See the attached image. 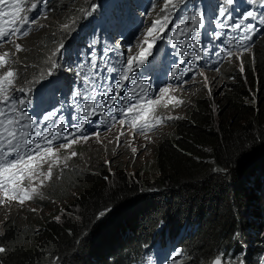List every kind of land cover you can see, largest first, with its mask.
<instances>
[{
	"label": "trees",
	"instance_id": "1",
	"mask_svg": "<svg viewBox=\"0 0 264 264\" xmlns=\"http://www.w3.org/2000/svg\"><path fill=\"white\" fill-rule=\"evenodd\" d=\"M85 4L52 0L44 26L32 33L38 41L31 49L23 45L26 38L15 42L28 52L14 58L20 74L16 84L24 85L45 69L50 47L69 42L64 25L72 24ZM251 48L250 69L258 74L257 87L264 89V35ZM223 70L215 76L230 75ZM245 97L228 96L232 108L221 113L222 120L204 97H196L184 117L175 119L165 135L159 133L149 165L156 164L152 180L138 175L140 167L132 175L129 165H99L50 189L53 200L74 205L69 216L56 220L31 210L6 217L0 264H123L147 246L151 224L158 221V230L165 221L182 218L199 223L183 242L193 264H214L221 250V264L243 254L250 264L264 230V111L244 105ZM239 244L244 252L237 250Z\"/></svg>",
	"mask_w": 264,
	"mask_h": 264
},
{
	"label": "snow or ice",
	"instance_id": "2",
	"mask_svg": "<svg viewBox=\"0 0 264 264\" xmlns=\"http://www.w3.org/2000/svg\"><path fill=\"white\" fill-rule=\"evenodd\" d=\"M181 2L182 0H176V2L164 0L163 7L160 8V13H163V15L160 16L158 14V18L152 21L151 26L146 27V33L141 34L144 36L143 43L147 44V48L141 47L138 52H135V46L130 45L127 47V53L119 45L116 48L105 49V51L113 52L115 59L112 57L105 59L101 56L104 73H107V75L99 72L101 64L92 63L93 68L97 69V76L93 77V79H96L99 84V88L93 89L97 93L96 96L81 97L79 94H74V99H83L84 101L83 104L78 105L83 115L74 116L68 124H57L56 128L51 132L36 127V125L41 123V120L37 118L33 121L27 111L18 107V105L25 106L28 101L17 99L16 93L27 95L31 89L29 88L26 91L24 87L14 88L13 78L16 76L14 70L9 69L0 76V193L3 194V197L7 198L8 201H18L23 205L26 201H30L33 198V195L38 191V187H42L46 181L51 179L55 164L64 163V161L77 155L73 151L70 156L61 159L57 155L59 149L54 151V142L65 141L59 143L60 149H68L81 140L87 142L91 138L88 130L90 127L95 128V135L98 139L101 127L109 126L108 121H111L113 125L118 122L122 128L125 124H130L133 133L138 132L141 135H145L165 120L173 119L172 116H156V108L159 106L160 101L168 95L170 89L174 92L177 88H183V85L187 83L184 79L185 74L198 68L199 62L204 60V56L207 54L206 50L202 46L197 47L196 43L199 32L197 22L202 25V13H192L188 21H185V27L180 32H173L174 37L184 36L189 33L193 37L189 41L193 51H190L188 56L179 54L178 60L173 62L174 66L170 67L171 75L166 76V79L178 81L177 87L166 84L163 87H159L158 93H156L152 92L144 81H141L136 86L139 88V92H137L136 88L128 87L126 82L136 75L135 70L145 63L148 56L153 54L152 49L156 41L164 40L166 38V30L171 31L168 26L173 23V18ZM247 2L252 4L255 0H247ZM22 3L23 0H11V3H9V0H0V16L11 15L16 19L10 20L9 23L13 25L18 23V26L10 30L0 29V44L9 43L10 37L20 38L27 36L29 34L28 29L38 24L37 17L40 15L37 11L38 8L46 6L47 0H39V3H32L31 7H24ZM158 3L159 0H152V8L155 9ZM234 3L235 0H222V4L218 8V15L221 20L217 27L222 30L225 28L236 30L241 35L239 38L233 37L231 41L226 42L228 51H225L224 48L218 50L221 56L231 57L233 55L231 48L234 43L242 52L247 51L253 40L251 33L255 32V25L250 21L258 19L257 14L254 11H246L241 13L240 18H234L230 14L231 9L229 7ZM5 8L10 9V11H5ZM34 12L37 13L36 16L32 15ZM87 14V12H84V15ZM146 15H150V13H146ZM44 18L46 19L47 17L45 16ZM72 23L74 24L75 21ZM189 23L191 24L190 27L188 26ZM64 28L68 29L69 25L65 24ZM224 35L226 33L222 31L216 33L214 38L221 39ZM149 37L151 38L150 40L148 39ZM11 42L15 43L14 40ZM179 46L183 48V44ZM63 47L64 44L60 43L51 53L49 57L51 65L48 68V76H51L52 71L57 68L56 57L61 54ZM15 51H22V46L16 43ZM8 55L7 51L0 55V68L5 66V57ZM188 57L191 59L189 60ZM241 71H243V66H241ZM77 75H81V73ZM109 80L112 83H107ZM105 84H107V88L104 87ZM9 89H12L11 94H9ZM121 89H123V92H121ZM169 99L174 101L173 107L182 103L175 97H170ZM89 101L92 103L89 104ZM96 105L101 106V111L96 110ZM164 106L167 107L168 105L165 104ZM87 109H91V111ZM105 109L111 113H118L122 119H118L116 115H110L105 117L103 125L98 124L97 119L103 116V110ZM13 113L15 114L14 116L12 115ZM133 113L135 115L129 121L128 116ZM53 115L55 114L51 112L44 114L43 122L51 120ZM30 127L31 131H29ZM61 127L65 129L64 133L55 134L56 130ZM123 134L121 132L117 136V143H119L120 136ZM132 151L135 152L136 149L133 148ZM45 165H47V173L43 171ZM26 181L27 187H25ZM37 181L38 185L35 183ZM0 203H3V201L0 200ZM99 215L103 216L104 212ZM4 251L5 248L0 247V253ZM56 259L58 260V258ZM221 259L222 257L217 255L214 264H221ZM226 259L231 260V258Z\"/></svg>",
	"mask_w": 264,
	"mask_h": 264
},
{
	"label": "rangeland",
	"instance_id": "3",
	"mask_svg": "<svg viewBox=\"0 0 264 264\" xmlns=\"http://www.w3.org/2000/svg\"><path fill=\"white\" fill-rule=\"evenodd\" d=\"M216 2V0H182L178 6H188L193 8L196 12H201L205 8H212ZM174 25L177 26V28H180V30L172 29L171 31H168L167 33L171 36H173V32H180L185 27V24L182 22ZM188 26L190 27L191 25ZM29 31L30 32L26 36V41L23 45L27 46L28 44L29 49H31L33 44L38 40L34 39L33 37L35 36L32 35L36 30L30 29ZM187 35L188 34H185L184 36H176L175 38L185 39ZM9 47L10 48L2 47L0 49V54H4L6 51L10 54L8 56L10 59H7L5 66L1 68L0 76L9 69H12L16 73L14 78H17L20 74L17 69V64L13 62V60L18 52L15 51V45H9ZM251 49L252 48L244 54L242 53V55L245 56H241V53L235 54L226 62V64L221 66L224 67L222 73L230 74L228 76L223 74L215 76V74H212V71H208L207 68H200L197 70L198 75L196 76L195 74L189 78L187 83L183 85V88H177L174 92L170 89L168 95L165 96L168 102L166 104L168 106H163L160 109L158 116L167 117L164 115L165 113L172 116L173 119L166 120H171V122L168 125L160 127L156 133L145 136L139 134L136 136L126 127L122 128L120 124H117L110 131L99 133L98 139L94 134L90 136L91 138L87 142L81 140L68 149H60L59 147L55 148L54 151L59 149L57 155H59L61 159L70 156L73 151H75L77 155L64 161V163L55 164L53 166L51 179L46 181L42 187H38V191L33 195V198L30 201H26L23 205L18 201H8L7 198L0 194V200L3 201V203H0V224L8 216L14 217L16 215L19 216L20 214L25 216L28 215V212L32 213L31 210L38 212L39 217H52L56 220L61 217H66V215L69 216V209H74V205L68 201L53 200V194L51 193L50 188L52 186H65L68 181L73 178L76 179V175L79 172L92 171V169L99 165L111 166V168H115L116 164L123 168L129 165V173L132 175H136V168L140 167V173L138 175H142L144 179L152 180L155 175L156 164H154L151 169L149 168V165L152 163L154 154L153 148L157 141V137L160 134L161 136L165 135L169 131V127H172L170 125L175 119L186 115V112L194 103L196 97H204L210 106L211 112L219 120H222L221 113H224L226 110L230 111L232 108L228 96L236 93L246 96L242 101L244 105L250 106L253 109L258 108V111H264V89L257 87L258 85L256 82L259 78L258 74L250 69L251 61L249 58L251 57ZM27 54L28 52L24 50L19 52V56L22 59ZM37 56L38 55L35 57ZM68 66L70 69L67 68V76L73 72L72 68L75 67L77 70L79 69L78 66ZM218 66L214 68L216 73ZM241 66H243V71H241ZM201 73H203V75H201ZM172 87H177V85ZM9 90L12 92V89ZM16 95L19 97V92H17ZM170 97H177L182 103L173 107L174 101H170ZM226 115L227 114H225V116ZM121 132L124 134L120 136V141L117 143L116 138ZM133 148L136 149L135 152L132 151ZM124 159H126V161H122ZM43 171L47 173V165L44 166ZM104 181L106 183L111 182L110 179H105ZM35 183L38 185V181ZM25 187H27V181L25 182ZM158 223L159 222H156L155 225L151 224L150 229L154 230ZM239 241L241 242L245 240L240 237ZM173 252L174 251L171 253Z\"/></svg>",
	"mask_w": 264,
	"mask_h": 264
},
{
	"label": "bare ground",
	"instance_id": "4",
	"mask_svg": "<svg viewBox=\"0 0 264 264\" xmlns=\"http://www.w3.org/2000/svg\"><path fill=\"white\" fill-rule=\"evenodd\" d=\"M87 1L88 3H92V2L100 3L102 1H106L107 4H112V0H87ZM124 1L127 4L126 7L130 9L133 12V14H135L134 19L137 17L136 27L134 31L129 34V46L130 45L135 46L134 51L138 52L142 46H145L147 48V44L143 43L144 36L141 35L142 33H146L145 29L147 27V21L141 16L140 10L131 0H124ZM219 1L222 4V0H219ZM229 7L231 9L230 14L234 18H240V16L237 14V10L240 8H242L244 12L254 11L258 17V19H253L250 21L251 23L255 25V32L251 33V35L253 36L251 46L248 48L247 51H243V52L241 49L237 47V49L233 51V55L231 56L233 57L235 54H240V53L244 54L248 52L250 48L264 35V0H255V2L252 4L247 2V0H235V3ZM112 11H113V8L110 9V11L108 12L109 13V15H107L108 17L112 15L113 13ZM191 16L192 14L188 13L187 19H189V17ZM192 18L194 19V17ZM28 32L30 31L28 30ZM24 38H26V36H23L20 38L10 37L9 38L10 42L2 44V47L7 46L8 48H10L9 45L15 44V43H12L11 41L14 40L15 42H20ZM70 38H73V39L75 38L76 48L73 51L70 48V46H68L69 42L64 43V47L61 49V54L58 57H56V62L58 66L56 69L52 71L51 76L47 75L48 68L51 65V60L49 59V57L51 56V53L55 50V48L60 43H62L61 41L47 50L48 64L43 71H40L31 80L23 83L24 85L16 84V78H13L15 88L24 87L26 91L29 88L31 89V91L28 92L27 95L23 93H19L20 98L17 95L16 97L17 99H25L28 101L25 107L29 110L30 115L35 117L36 119L39 118L41 120V123L39 124L40 128L42 130L46 129L49 132L55 129L57 124H68L72 121V118L74 116L78 114L83 115V112L78 105L83 104L84 101L83 99H74V94H79L81 97L96 96L97 94L94 90L83 92L80 88H78L74 84L75 83L74 71L69 76H67V72H68L67 68L70 69L68 65H71V66H78L79 67L78 70H82V69L89 70L92 67L93 60L90 59V57H87L88 56L87 53H93L95 51L94 48L96 46L99 47V45H97V41L95 40L93 36L88 35L86 33L80 32L75 37L69 35V39ZM148 39L150 40L151 38L149 37ZM207 41L208 43L212 45H226V42H227L226 39H223V38L215 39L214 37L213 38L209 37ZM120 44L121 42H119V45ZM81 49H84L85 51L83 54H79L78 52ZM231 57H226V62ZM221 66L222 65H220L219 68ZM135 71H136V75L133 76L129 81H127L126 84L128 87L136 88V91L139 92V88L136 86L143 80V77L137 69ZM100 73L107 75V73H104V70L101 71ZM107 83H112V81L109 80ZM104 87L107 88V84H105ZM95 88H99V84ZM121 92H123V89H121ZM9 94H11L10 90H9ZM88 103L91 104L92 102L89 101ZM121 106H123V104H121ZM95 107L97 111H101L100 105H96ZM87 110L91 111V109H87ZM103 111H104L103 116L97 119L98 124L103 125L105 123V117L110 116V115H116L118 119H122V117H120L118 113H111V112H108L106 109ZM49 112L54 113L55 115H53L51 120L47 122H43V115ZM134 115L135 113L129 114L128 120L130 121ZM117 124L119 123L117 122L113 125L111 121H108V125L111 127H114ZM124 127H126L128 130H130L133 133V130L131 129L130 124H125ZM103 128L104 127H101L99 133H101V130ZM88 130H89L90 136L95 134L94 127H90ZM62 133H64V131L57 129L55 134L59 135ZM134 134L138 136L140 133L137 132ZM61 142H65V141L54 142V145H53L54 149L59 147V143ZM192 213L193 212H190L188 215H195ZM167 229L168 231L166 233ZM198 229H199V223L197 222L193 223L191 219L190 221L188 219L183 220V218L178 221L171 219L170 223H167L165 221L162 228L158 230L149 229L152 232V234L150 235V241L147 244V246L140 247L139 250L136 252L135 256L130 257L123 264H138L136 262V258L137 257L147 258L148 253H155V254L167 253L168 248L164 246V243H165L164 237L168 236V238L172 237V238H176L175 240H181L182 242H184V240H186L188 237H192L195 231H198ZM170 242H173V240H171ZM243 249H244V244H239L237 246L238 251L243 250ZM220 252H224V250L218 251L217 253H215V256L219 255ZM181 255H182L183 260L186 262V264H193L192 256L189 257V254L185 248V245H183V248L181 250ZM243 257H244V254L241 257L236 256L235 259H231V260L224 259V261H225V264H246Z\"/></svg>",
	"mask_w": 264,
	"mask_h": 264
}]
</instances>
